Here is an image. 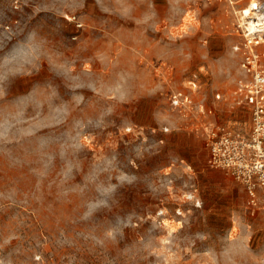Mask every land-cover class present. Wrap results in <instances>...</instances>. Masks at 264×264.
<instances>
[{
    "label": "rangeland",
    "instance_id": "rangeland-1",
    "mask_svg": "<svg viewBox=\"0 0 264 264\" xmlns=\"http://www.w3.org/2000/svg\"><path fill=\"white\" fill-rule=\"evenodd\" d=\"M251 1L0 0V264H264V212L206 143L250 123Z\"/></svg>",
    "mask_w": 264,
    "mask_h": 264
},
{
    "label": "built area",
    "instance_id": "built-area-1",
    "mask_svg": "<svg viewBox=\"0 0 264 264\" xmlns=\"http://www.w3.org/2000/svg\"><path fill=\"white\" fill-rule=\"evenodd\" d=\"M261 37L250 34L246 38L242 75L237 80L231 104L234 109L249 110L250 123L245 128L221 123L206 127L209 165L224 169L242 185L246 205L252 213L264 212V51L256 49L264 39ZM170 100L181 110L195 106L193 96L183 90L173 91Z\"/></svg>",
    "mask_w": 264,
    "mask_h": 264
},
{
    "label": "bare ground",
    "instance_id": "bare-ground-1",
    "mask_svg": "<svg viewBox=\"0 0 264 264\" xmlns=\"http://www.w3.org/2000/svg\"><path fill=\"white\" fill-rule=\"evenodd\" d=\"M256 7V2L254 0L251 1V3L242 11L243 18H247L246 27L248 28L249 34L262 35L264 34V19L263 17H260L259 13L254 11Z\"/></svg>",
    "mask_w": 264,
    "mask_h": 264
}]
</instances>
